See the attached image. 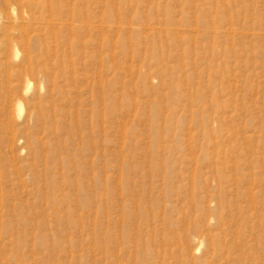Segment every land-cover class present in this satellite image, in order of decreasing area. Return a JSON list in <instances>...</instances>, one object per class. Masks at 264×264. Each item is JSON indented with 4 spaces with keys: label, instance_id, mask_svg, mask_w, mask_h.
Here are the masks:
<instances>
[{
    "label": "rangeland",
    "instance_id": "1",
    "mask_svg": "<svg viewBox=\"0 0 264 264\" xmlns=\"http://www.w3.org/2000/svg\"><path fill=\"white\" fill-rule=\"evenodd\" d=\"M60 6L44 116L0 127L2 264H264V0Z\"/></svg>",
    "mask_w": 264,
    "mask_h": 264
},
{
    "label": "bare ground",
    "instance_id": "2",
    "mask_svg": "<svg viewBox=\"0 0 264 264\" xmlns=\"http://www.w3.org/2000/svg\"><path fill=\"white\" fill-rule=\"evenodd\" d=\"M64 1L0 0V78L5 75L8 81L6 86H0V127L6 126L11 135V145L20 144L25 128L38 125L44 116L40 93L44 83L54 87L57 76L53 69L40 70L39 63L42 58L49 60L57 53L59 43L57 38H53L55 47L52 50L49 39L40 38L38 33L43 31L44 35L50 37L51 34L52 37L56 21H61L57 20V13ZM56 64L60 65L59 62ZM21 81H24V87L19 92ZM13 113H16L18 122L11 121ZM14 166L8 173L6 162L0 158V192L6 190L3 180L10 175L20 181V168Z\"/></svg>",
    "mask_w": 264,
    "mask_h": 264
}]
</instances>
